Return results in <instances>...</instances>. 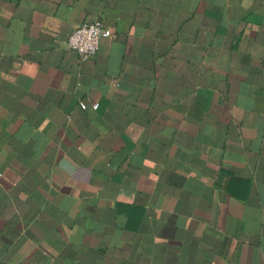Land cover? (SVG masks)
Returning <instances> with one entry per match:
<instances>
[{
  "label": "crops",
  "instance_id": "1",
  "mask_svg": "<svg viewBox=\"0 0 264 264\" xmlns=\"http://www.w3.org/2000/svg\"><path fill=\"white\" fill-rule=\"evenodd\" d=\"M0 264H264V0H0Z\"/></svg>",
  "mask_w": 264,
  "mask_h": 264
},
{
  "label": "built area",
  "instance_id": "2",
  "mask_svg": "<svg viewBox=\"0 0 264 264\" xmlns=\"http://www.w3.org/2000/svg\"><path fill=\"white\" fill-rule=\"evenodd\" d=\"M110 36H112V30L104 25L100 18H95L77 24L69 34L66 43L81 59H86L96 54L102 38ZM96 106V103L92 105L93 108Z\"/></svg>",
  "mask_w": 264,
  "mask_h": 264
}]
</instances>
